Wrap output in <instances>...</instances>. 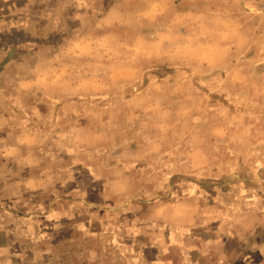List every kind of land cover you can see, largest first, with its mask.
<instances>
[{
    "label": "rangeland",
    "instance_id": "374dc122",
    "mask_svg": "<svg viewBox=\"0 0 264 264\" xmlns=\"http://www.w3.org/2000/svg\"><path fill=\"white\" fill-rule=\"evenodd\" d=\"M184 1L0 0L1 67L63 69L75 95L56 81L42 110L95 133L33 166L0 152V264H264V69L218 67L231 8L208 0L199 47Z\"/></svg>",
    "mask_w": 264,
    "mask_h": 264
},
{
    "label": "crops",
    "instance_id": "0c3cea01",
    "mask_svg": "<svg viewBox=\"0 0 264 264\" xmlns=\"http://www.w3.org/2000/svg\"><path fill=\"white\" fill-rule=\"evenodd\" d=\"M184 5L187 24L190 27L186 35L192 40L202 41L203 43L199 47L203 46L205 45V39H207L205 31L193 25L206 21L205 16L207 15L204 11L210 3L208 0H185ZM218 5L220 8H231L233 12L232 16L225 15V11L222 9L219 12H223V15L217 16V20H221L219 23L222 24L223 29H218L216 36V44L219 46V50H216L218 54L215 55V59L218 60V67L224 69L233 66L232 69L235 70L241 68L242 63L249 61L251 65L256 63L255 65H259L264 69V16H240L237 14L238 11L244 12V7H251L253 5L252 0H226V2L222 1ZM194 10L203 13L194 16ZM188 14L191 16H187ZM202 51L199 49L200 54L205 56ZM47 59L51 60L50 57H47ZM16 62V59H11L4 68L0 64V131H8V138L4 143L2 142V149H0L2 156L16 157L19 155L17 153H20V158H14V160L25 166H33L37 165L38 161L46 158L44 157L46 155L44 151L46 153L50 151L49 147H56V144H58L59 146L64 145L59 149H65L64 143L66 142L67 145V141L64 139L67 135L69 138L68 145L75 151L86 146L83 143L86 144L87 141V145H94L92 138L94 139L93 135L95 133L90 134L88 130L84 129L83 124L76 125L78 114H61L59 116L55 112H43L42 110L43 97L47 95L45 99H49L48 94H50L44 92L42 88H49L56 81H63L62 84H57L60 85L59 87L64 85L63 92L66 94L60 96L62 102L68 104V95L71 98H73L71 95H75L73 92L66 90V87L71 86L72 83L69 82L71 78L66 76L65 72L62 73L63 69L54 65V68H50L49 72L43 77L40 69L35 66L29 70L28 75H23L24 70H16L17 66L14 64ZM37 71L40 73L38 74ZM234 83L230 85H235ZM15 89H18L24 96L32 97V94H39L42 100H38V102L33 100L28 103L26 97L23 100L20 96H15ZM38 91H41V93ZM69 106L66 105V108ZM1 123L6 124L1 127ZM105 133L107 134L106 131ZM87 147H84V149Z\"/></svg>",
    "mask_w": 264,
    "mask_h": 264
}]
</instances>
